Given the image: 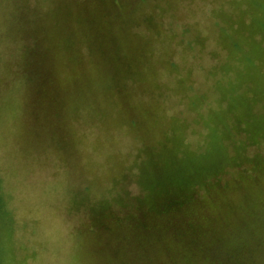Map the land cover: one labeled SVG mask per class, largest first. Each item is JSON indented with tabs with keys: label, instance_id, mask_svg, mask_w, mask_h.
Instances as JSON below:
<instances>
[{
	"label": "rangeland",
	"instance_id": "1",
	"mask_svg": "<svg viewBox=\"0 0 264 264\" xmlns=\"http://www.w3.org/2000/svg\"><path fill=\"white\" fill-rule=\"evenodd\" d=\"M217 240L264 264V0H0V264Z\"/></svg>",
	"mask_w": 264,
	"mask_h": 264
},
{
	"label": "trees",
	"instance_id": "2",
	"mask_svg": "<svg viewBox=\"0 0 264 264\" xmlns=\"http://www.w3.org/2000/svg\"><path fill=\"white\" fill-rule=\"evenodd\" d=\"M164 176L160 177L158 175V177L156 178L155 182L153 183V191H157V194L162 195V193H164L165 190V186H166V180L167 178H163ZM152 191V192H153ZM169 200V199H168ZM175 201V197H173V200H169L166 201L165 204L163 205L162 211L164 210V215H171L172 212H177L183 208H185V206L187 205H182V204H176L174 203ZM172 205V207H171ZM190 205V204H189ZM188 207V206H187ZM170 208H176L175 211H171L169 210ZM154 210V209H153ZM156 211V210H155ZM179 215H184V214H179ZM188 217L185 218H178L179 222L182 223H187ZM163 222V220L161 221V223ZM184 224V225H185ZM161 229V228H158ZM169 228L167 227V229H161L167 232ZM176 238H180L182 239L183 237H181V235L175 234ZM218 241V240H217ZM200 242L199 239H193V241L191 242V244H198ZM219 242V241H218ZM195 246V245H193ZM207 250H202V256H204V258L211 262V263H236V262H240L241 259L243 258V256L245 255V258L247 259V261H249V259L251 258L250 255V250L245 251L243 248V245L241 244H236L234 246L232 245H227L225 247L220 245V242L217 243L216 245H211L209 247H206ZM252 250V249H251ZM228 264V263H227ZM252 264V263H250Z\"/></svg>",
	"mask_w": 264,
	"mask_h": 264
}]
</instances>
